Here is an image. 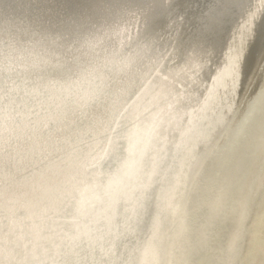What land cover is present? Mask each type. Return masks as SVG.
<instances>
[{
    "label": "bare ground",
    "instance_id": "bare-ground-1",
    "mask_svg": "<svg viewBox=\"0 0 264 264\" xmlns=\"http://www.w3.org/2000/svg\"><path fill=\"white\" fill-rule=\"evenodd\" d=\"M167 2L0 0V24L8 20L14 25L7 34L0 32V41L7 44L11 40L15 49L11 53L14 71L7 79L0 80V91L12 89L0 101L4 154L0 165V242L8 234L18 256L50 261L71 251L96 264L127 259L150 234L149 219L159 210L157 192L161 176L173 163L176 143L182 138L181 133L191 127L190 116L212 87L218 68H223L232 55L242 50L237 77L241 93L249 89L258 74V66L264 59V9L258 7L259 0H224L232 5L228 11L221 9L222 0H181L189 9V19L183 21L182 34L177 35L174 43L157 22L166 18L162 3ZM253 7L258 9L257 14L246 27L241 17ZM69 24H82L81 32L87 31L89 35L107 31L102 43L88 57L95 71L85 75L79 87L89 89L102 80L107 99L94 109L109 122L112 140L115 142L119 137L121 149L126 142L136 141L144 150L142 166L149 170L153 164L156 166V182L136 232L130 230L124 201L110 200L102 187H96L106 185L109 180L106 174L116 170L117 161L113 157L95 169V179L89 173L70 195L37 190L36 177L46 161L37 150L32 129L39 124L45 101L28 90L37 77L62 80L67 77L31 69L25 42L33 28ZM121 28L125 29L122 35ZM197 37L212 51L206 63L196 43ZM194 61L200 63L198 69L191 67ZM226 88V84H220L221 98L225 97ZM54 128L50 121L47 129H39V135H47ZM260 135L257 119L246 140L231 152L223 150L227 130L222 135L218 133L207 145L193 139L194 153L203 159V174L199 186L188 195L182 208L188 229L182 242L185 248L199 239L206 212L204 202L215 197L220 186L216 173L228 178L224 184L223 209L207 240L199 246L196 259H234L237 264H243L241 260L250 247L261 252L257 236L255 240L251 237L245 240L234 254L228 253L231 234L239 222L235 208L250 186L257 195L254 209L257 218L264 211L259 199ZM217 142L219 148L214 147ZM161 221V231L170 234L176 224L172 215L161 213ZM248 224L252 225L253 221L249 220ZM254 230L258 232V228Z\"/></svg>",
    "mask_w": 264,
    "mask_h": 264
},
{
    "label": "snow or ice",
    "instance_id": "snow-or-ice-1",
    "mask_svg": "<svg viewBox=\"0 0 264 264\" xmlns=\"http://www.w3.org/2000/svg\"><path fill=\"white\" fill-rule=\"evenodd\" d=\"M162 4L166 10V18L157 22L174 43L177 35L182 34L183 21L189 19V9L181 0H168ZM220 7L223 11H228L232 5L222 0ZM258 7L264 9V0H259ZM257 10L253 7L241 17L245 20L246 27L249 20L254 22ZM13 27L12 22L6 20L0 24V32L7 34ZM83 27L82 24H69L64 27L41 26L38 30L33 28L25 42L31 69H42L57 77H67L63 80L37 77L35 84L28 90L30 94L45 101L39 124L32 129L37 150L43 153L46 161L36 177L37 190L70 195L82 179L88 178L89 173L95 179V169L113 157L117 161L116 170L106 174L109 177L106 185L96 187H102L103 194L110 200L117 203L124 201L130 230L136 232L142 223L147 202L151 198V189L156 182V166L153 164L150 170L142 166L144 150L136 141L126 142L121 149L120 138L117 137L115 142L112 140L109 122L98 116L94 109V106L107 99L102 80L89 89L79 87L84 76L95 71V66L88 63V57L108 34L106 31L89 35L87 31L81 32ZM124 31L121 28L120 34ZM196 43L201 48L204 62H208L212 55L211 49L198 37ZM13 51L15 49L11 40L7 44L0 41V80L7 79V75L14 71L15 62L11 57ZM242 58V50L237 51L223 68H218L217 75L213 76L212 87L190 116L191 127L181 133L182 138L177 141L173 151V163L161 176V187L157 192L159 210L149 219L150 234L143 245H138L127 259L104 261L103 264H237L234 259L213 261L195 258L199 246L207 240L216 217L223 209L224 184L228 178L216 173L220 186L215 197L204 202L206 212L200 224L199 239L189 248H185L182 243L188 232L182 208L188 195L199 186L203 174V159L194 153L193 139L207 145L216 139L218 133L222 135L227 130L228 137L223 150L231 152L246 140L250 125L257 119L261 129L257 144L261 156L259 199L264 206V59L257 69L259 78L256 84L241 93L237 77ZM5 62L7 67H4ZM82 65L87 67H81ZM191 67L198 69L200 63L194 61ZM222 83L227 85L224 98L219 95ZM11 91L12 89L0 91V101ZM233 91L235 95H232ZM50 121L55 124V128L47 135H39V129H47ZM214 147L219 148L218 142ZM3 159V141L0 139V165ZM256 199L254 188L250 186L248 193L236 205L239 222L228 243L229 254H234L249 237L255 240L257 236L261 251L264 252V211L257 218L254 211ZM161 213H170L176 222L170 234L161 231ZM249 220L253 221L252 225L248 224ZM254 228H258V232ZM137 255L139 259L136 258ZM0 264L96 262L79 258L71 251L58 254L57 258L50 261L21 257L18 256L10 236L5 234L0 242ZM260 264H264V260Z\"/></svg>",
    "mask_w": 264,
    "mask_h": 264
},
{
    "label": "water",
    "instance_id": "water-1",
    "mask_svg": "<svg viewBox=\"0 0 264 264\" xmlns=\"http://www.w3.org/2000/svg\"><path fill=\"white\" fill-rule=\"evenodd\" d=\"M258 78H259V73L256 74L253 78V81L251 82L250 84V87L248 90L251 89V87L256 84V82L258 81ZM255 123V122H254ZM254 123H252L250 125V127H254ZM250 129V128H249ZM231 195V194H230ZM229 200H230V196H229ZM253 242H251V244L253 245ZM258 250L257 248H254V247H250V250H248L247 254L245 257H243V259L241 260V262H244L243 264H259L258 261L261 259L263 260L262 258V251L258 253Z\"/></svg>",
    "mask_w": 264,
    "mask_h": 264
}]
</instances>
